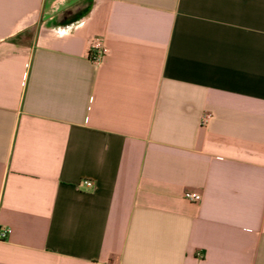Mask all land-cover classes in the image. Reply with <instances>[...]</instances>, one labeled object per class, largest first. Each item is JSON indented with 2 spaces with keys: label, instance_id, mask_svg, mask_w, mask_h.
<instances>
[{
  "label": "crops",
  "instance_id": "crops-1",
  "mask_svg": "<svg viewBox=\"0 0 264 264\" xmlns=\"http://www.w3.org/2000/svg\"><path fill=\"white\" fill-rule=\"evenodd\" d=\"M4 228L0 264H264V0H0Z\"/></svg>",
  "mask_w": 264,
  "mask_h": 264
},
{
  "label": "built area",
  "instance_id": "built-area-1",
  "mask_svg": "<svg viewBox=\"0 0 264 264\" xmlns=\"http://www.w3.org/2000/svg\"><path fill=\"white\" fill-rule=\"evenodd\" d=\"M108 53H109V49L105 45L102 38H95L92 41V45L89 51V59L92 63L96 65L101 64L104 58L108 55ZM211 120H212V114L206 112L202 115L201 125L204 127L208 126ZM82 183L87 187L93 186V182L90 180H83ZM184 196L187 200L192 202H199L201 200V195L198 193L186 192ZM9 233H10V229L8 228L1 229L0 239H4Z\"/></svg>",
  "mask_w": 264,
  "mask_h": 264
}]
</instances>
